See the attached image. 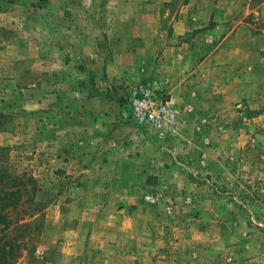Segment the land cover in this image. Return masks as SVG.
Returning a JSON list of instances; mask_svg holds the SVG:
<instances>
[{
	"label": "rangeland",
	"instance_id": "obj_1",
	"mask_svg": "<svg viewBox=\"0 0 264 264\" xmlns=\"http://www.w3.org/2000/svg\"><path fill=\"white\" fill-rule=\"evenodd\" d=\"M88 1L0 0V172L30 194L4 212L32 215L0 224V246L15 243L0 264H264V0L161 1L166 39L112 79L54 38L71 26L59 15L98 14ZM182 16L191 27L172 36ZM142 91L171 125L133 115ZM98 111L126 120L116 178L94 166L104 138L85 118Z\"/></svg>",
	"mask_w": 264,
	"mask_h": 264
},
{
	"label": "crops",
	"instance_id": "obj_2",
	"mask_svg": "<svg viewBox=\"0 0 264 264\" xmlns=\"http://www.w3.org/2000/svg\"><path fill=\"white\" fill-rule=\"evenodd\" d=\"M91 1H88L89 4ZM161 1L168 0H97L102 2L101 5L99 3L100 8L92 7L98 9V14H92L94 8L90 6L71 10L72 14L77 13L76 16L74 14L72 17L59 15L61 23H70L71 26L58 28L54 38L62 42L60 46L63 51L69 52L88 73L104 72L107 78L112 79L127 70L128 66H133L134 56L153 54V47L155 48L159 40L166 39L167 34L159 30L158 8ZM185 7L183 5L182 9ZM105 8H110L113 14H104ZM173 24L172 27L175 30L172 31V36L179 33L177 29L180 25L183 27V33L191 27V21L185 16L177 18ZM97 102L101 106L104 105V102ZM113 117L118 118V126L111 124ZM85 120L87 130H101L102 138H104L96 148V156L103 162L100 161L94 166L113 169L110 178L118 177L119 173L115 174V171L121 168L123 161L120 158L116 160L117 156L124 154L126 120H122L112 111L88 113ZM77 125L80 129L83 128L82 123ZM89 174L87 173V176ZM99 177H104V173H100ZM92 182H96V179Z\"/></svg>",
	"mask_w": 264,
	"mask_h": 264
},
{
	"label": "trees",
	"instance_id": "obj_3",
	"mask_svg": "<svg viewBox=\"0 0 264 264\" xmlns=\"http://www.w3.org/2000/svg\"><path fill=\"white\" fill-rule=\"evenodd\" d=\"M13 181L12 183L5 184L4 182ZM28 182L23 179L17 180V179H8L6 176L3 175V172H0V224L2 225V231H5L9 228L11 223L15 225L17 230L22 229L23 227H26V223H20L25 219L26 216H32L29 213H27V209L23 208V210L19 212H15L14 219H11L9 217V214L4 212L5 210H16L18 207H22L24 203L30 202V194H28V191L25 188V185ZM7 186V187H6ZM24 187V188H23ZM23 191V193L21 192ZM21 194H25V199L20 200ZM13 230V229H12ZM21 236V235H20ZM2 238H5V234L0 237V241ZM14 239L6 238V241L2 242V245L0 246V252L5 254V251H3V248L5 246H8V254L10 256L13 255V249H15L14 246ZM0 253V255H1ZM11 260L6 261L5 264L10 263Z\"/></svg>",
	"mask_w": 264,
	"mask_h": 264
},
{
	"label": "built area",
	"instance_id": "obj_4",
	"mask_svg": "<svg viewBox=\"0 0 264 264\" xmlns=\"http://www.w3.org/2000/svg\"><path fill=\"white\" fill-rule=\"evenodd\" d=\"M140 98L132 99L133 115L139 121H145L156 129H163L174 121L175 113L166 101L155 93L142 91Z\"/></svg>",
	"mask_w": 264,
	"mask_h": 264
}]
</instances>
